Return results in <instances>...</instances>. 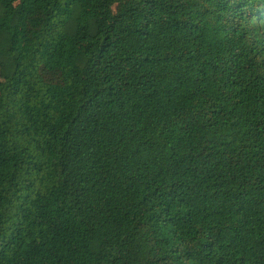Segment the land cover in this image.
<instances>
[{"label": "trees", "instance_id": "trees-1", "mask_svg": "<svg viewBox=\"0 0 264 264\" xmlns=\"http://www.w3.org/2000/svg\"><path fill=\"white\" fill-rule=\"evenodd\" d=\"M39 261L264 264V0H0V264Z\"/></svg>", "mask_w": 264, "mask_h": 264}, {"label": "rangeland", "instance_id": "rangeland-1", "mask_svg": "<svg viewBox=\"0 0 264 264\" xmlns=\"http://www.w3.org/2000/svg\"><path fill=\"white\" fill-rule=\"evenodd\" d=\"M30 7L32 9V12H31V18L32 19H38L41 16H43V14L45 13L44 8L40 5H34V4L30 3ZM31 36L32 37L36 36L35 31L33 29H31ZM55 54H56V48H55V52L53 55H55ZM45 76L47 78V79L45 78V80L50 82V83H54V84L60 83L59 76H57L53 72L47 71V72H45ZM19 264H26V263L23 262V263H19ZM37 264H43V262L39 261Z\"/></svg>", "mask_w": 264, "mask_h": 264}]
</instances>
